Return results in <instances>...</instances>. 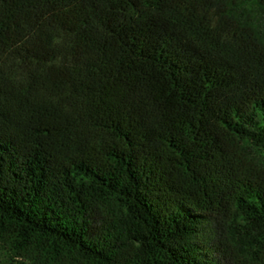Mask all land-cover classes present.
Returning <instances> with one entry per match:
<instances>
[{
	"label": "trees",
	"instance_id": "trees-1",
	"mask_svg": "<svg viewBox=\"0 0 264 264\" xmlns=\"http://www.w3.org/2000/svg\"><path fill=\"white\" fill-rule=\"evenodd\" d=\"M264 0H0V264H264Z\"/></svg>",
	"mask_w": 264,
	"mask_h": 264
},
{
	"label": "rangeland",
	"instance_id": "rangeland-1",
	"mask_svg": "<svg viewBox=\"0 0 264 264\" xmlns=\"http://www.w3.org/2000/svg\"><path fill=\"white\" fill-rule=\"evenodd\" d=\"M254 21H261L264 22V12L261 11V9H253V14L250 17ZM258 160L264 164V154H260L258 156Z\"/></svg>",
	"mask_w": 264,
	"mask_h": 264
}]
</instances>
